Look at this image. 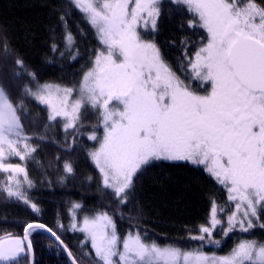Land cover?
I'll use <instances>...</instances> for the list:
<instances>
[{
  "label": "snow or ice",
  "instance_id": "6c2138e0",
  "mask_svg": "<svg viewBox=\"0 0 264 264\" xmlns=\"http://www.w3.org/2000/svg\"><path fill=\"white\" fill-rule=\"evenodd\" d=\"M171 3L187 6L193 17L188 27L206 33L193 56L185 52L184 78L166 62L155 38L140 31L149 24L157 30L162 0H67L57 20L63 50L53 41L51 52L70 62L80 57L67 19L73 8L98 42L90 50L91 67L79 88L40 83L21 58L9 70L10 41L0 28L5 65L0 78V173L6 177L0 180V195L40 213L29 196L35 185L27 164L35 160L40 144L49 141L61 147L49 138V130L59 125L65 151H75L85 135L98 144L87 150V158L99 173V191L109 203L81 220L75 210L82 205L73 202L67 228L84 234L81 243L90 242L95 264H264V242L257 240L242 239L224 256L201 250L205 244L220 247L230 234L264 228V6L255 0L243 5L240 0ZM32 104L47 113L46 122L32 115ZM90 112L96 122L86 130ZM42 122L43 131H38ZM12 158L21 163L7 162ZM60 160L57 155L49 166L60 171ZM181 162L203 166L227 194L223 205L212 198L205 222L187 229L189 238L199 242L191 251L148 242L139 224L131 223L143 215L142 208L124 212L137 180L149 168ZM74 175L73 163L64 160L58 182ZM116 215L130 221L123 236ZM57 227L64 230L59 218ZM217 231L222 239L215 238ZM36 232L49 234L71 264H79L61 235L39 221L25 224L22 237L0 239V264H19L22 255L26 264H34L31 237Z\"/></svg>",
  "mask_w": 264,
  "mask_h": 264
},
{
  "label": "trees",
  "instance_id": "16d2710c",
  "mask_svg": "<svg viewBox=\"0 0 264 264\" xmlns=\"http://www.w3.org/2000/svg\"><path fill=\"white\" fill-rule=\"evenodd\" d=\"M167 5L169 6L167 3L164 5L166 10L162 14L159 33L163 43L168 40L178 43L185 34V17L179 9L175 14L171 13ZM54 8L57 10L54 11ZM66 8L67 0H0V28L7 33L10 41V55L7 57L9 70L14 60L21 58L24 64L37 74L40 83H59L71 87L80 83L84 71L91 65L90 50L98 47V42L94 30L83 15L73 8L71 16L67 19L75 36L80 57L70 62L67 59L61 60L59 53L51 52L53 41L63 50V29L57 24V20L60 11ZM3 60L4 53L0 52V78H3L5 67ZM60 65L64 67L61 69ZM30 108L34 117H40L46 122V112L42 113L34 104L30 105ZM95 118L96 114L90 112L86 130L91 129V125L96 122ZM38 131H43V122ZM49 138L58 143L63 142L65 137L62 128L57 125L50 129ZM68 139L70 144L71 137ZM60 144L61 147L49 141L40 144L41 155L37 152L35 160L31 161L35 171L30 178L35 187L29 196L39 205L40 213L31 214L23 204L8 201L0 195V234L10 231L15 234L14 232H20L25 224L39 221L61 235L79 264H95V255L89 242L84 245L81 243L84 241V235L67 230L71 218L67 208L71 203H80L82 209L79 211L84 216L104 210L109 203L99 191V173L87 158V150L94 148L95 144L88 141L86 135L82 141H78L75 151H65L63 149L66 145ZM57 155L61 157L60 171H57L55 166H49ZM64 160L73 163L75 175L68 177L65 183L61 184L58 181L62 175ZM89 176L93 177L91 181L87 179ZM54 182L56 186L52 187ZM212 198L223 205L227 194L202 167L185 162L178 165L164 163L149 168L137 180L133 200L124 212L127 215L134 206L142 208L143 215L131 223L139 224V230L147 233L148 242L155 241L160 247L175 246L183 251H191L199 247V242L189 238L187 229H195L197 225L205 222ZM132 215L136 216V213L132 212ZM58 218L64 225V230L57 227ZM114 218L120 235L127 234L130 221L121 219L119 215ZM256 231L264 232V228L257 226L250 233L230 234L222 240L220 247L205 244L201 250L216 252L215 254L227 253L238 241L250 239ZM192 234L196 232L193 231ZM215 238L222 239V233L216 232ZM31 239L34 244V264H70L61 250L43 233H33ZM85 252L89 255H84ZM26 259L22 256L19 264H26Z\"/></svg>",
  "mask_w": 264,
  "mask_h": 264
},
{
  "label": "flooded vegetation",
  "instance_id": "af4514ba",
  "mask_svg": "<svg viewBox=\"0 0 264 264\" xmlns=\"http://www.w3.org/2000/svg\"><path fill=\"white\" fill-rule=\"evenodd\" d=\"M246 2H247V0H240L241 5H243ZM255 2L258 5L264 6V0H255ZM162 3H163L162 14H163V11L166 10V8L164 6L165 3L169 4V6L167 5V7H169V11L173 14H175V11H177V9L182 11V13L185 17V22H186V27H185V31H184L185 34H183V36L181 37V39L178 43L172 42L170 40H168L167 43H163L162 38H161L160 33H159L160 21H161L162 15L159 17V19L157 21V30L155 32H153L151 29L148 32H143V34H145L146 38H149V39H151L153 37L155 38V41H156L157 45L160 47L162 55L164 56V59L166 60V62L171 66L172 70L174 72H176L177 75H179L181 78H184L186 75V72L184 71V67H186V63H187L186 60H184L185 52H187L188 56H193L195 51L197 50V47H199L200 37L206 36V33L204 32L203 29L197 28V29L193 30V29L188 27V21L190 19H192L193 17H192V14L188 11L187 6H185L183 4L178 5V4L171 3V0H162ZM141 29H142V26H141L140 30ZM184 40H187L186 45H183L181 43V41H184ZM194 86H195V84H194ZM201 94H204L203 91H201ZM7 162L21 163L18 158H12L11 160H9ZM28 164L31 165L30 166L31 170L29 169ZM28 164H27L28 172H29V175H31L32 173H34V169L32 168L31 161H29ZM200 167L203 168V166H200ZM203 170H204V168H203ZM205 173L215 182V180L207 172H205ZM4 179H6L5 175L3 173H0V180H4ZM27 209L30 211L31 214H34L31 211V209H29V208H27ZM23 231H24V228L20 232H17V231L14 232L15 234H13V232H11V231L7 232V233L2 232L0 234V239L6 238L9 235L22 237Z\"/></svg>",
  "mask_w": 264,
  "mask_h": 264
},
{
  "label": "rangeland",
  "instance_id": "374dc122",
  "mask_svg": "<svg viewBox=\"0 0 264 264\" xmlns=\"http://www.w3.org/2000/svg\"><path fill=\"white\" fill-rule=\"evenodd\" d=\"M142 30V31H141ZM140 31L142 32V34H143V32H148L149 30H151V25L149 24L148 25V27H147V29H145L143 26H142V29H141ZM90 67H91V65H90ZM89 67V68H90ZM88 68V69H89ZM88 69H86L84 72H86V71H88ZM84 74V73H83ZM82 77H83V75H82ZM82 77H81V79H82ZM81 79H80V81H81ZM76 88H79V84L76 86ZM73 99H75V96L73 97ZM61 128V127H60ZM100 134L102 135V129H101V132H100ZM65 140V139H64ZM64 140H63V142H64ZM69 140V139H68ZM63 142H60V143H62L63 144ZM68 142V141H67ZM69 143V142H68ZM95 144V147H97L98 146V144H96V143H94ZM38 154L39 155H41V151H40V149L38 150ZM190 164V163H189ZM29 165V164H28ZM192 165V164H191ZM30 166L31 165H29V169H30ZM195 166V165H194ZM33 168V167H32ZM34 169V168H33ZM31 170V169H30ZM35 171V170H34ZM34 176V175H33ZM56 176V174L54 175V177ZM55 181V180H54ZM53 186L52 187H55L56 186V182H54L53 184H52ZM34 190V188H32L31 190H29V193L31 192V191H33ZM71 207H72V203L70 204V206L67 208V210H68V212H69V216H71V213H70V209H71ZM76 211V215H77V217L79 218V219H83V217H84V215L83 214H81V211H79V210H75ZM70 220H71V218L69 219V223H70ZM218 233H220L221 231H217ZM222 233V232H221ZM83 234V233H82ZM84 235V234H83ZM231 238V237H230ZM250 240H257V241H259V242H264V232H261V233H259V232H257L256 231V233L252 236V237H250ZM52 241V240H51ZM240 241H238L236 244H238ZM54 243V242H53ZM55 244V243H54ZM89 245H90V242H89ZM235 247V246H234ZM90 248H91V245H90ZM232 249V248H231ZM231 249H229V251L227 252V253H224V254H215L216 252H205L207 255H209V256H212V255H216V256H224V255H227V254H229V252L231 251ZM61 250V249H60ZM61 252H62V250H61ZM63 253V252H62ZM94 253V252H93ZM64 254V253H63ZM94 255H95V253H94ZM64 256H65V254H64ZM66 257V256H65ZM66 259H67V257H66ZM68 260V259H67ZM68 262H69V260H68Z\"/></svg>",
  "mask_w": 264,
  "mask_h": 264
},
{
  "label": "water",
  "instance_id": "95a60500",
  "mask_svg": "<svg viewBox=\"0 0 264 264\" xmlns=\"http://www.w3.org/2000/svg\"><path fill=\"white\" fill-rule=\"evenodd\" d=\"M43 233V232H42ZM23 234H24V231H23ZM44 235H46L49 239L52 240V242H54V238H50V235L49 234H46V233H43ZM63 252V251H62ZM65 254V256L67 257V259L69 260V263L71 264V260L69 259V257L67 256V254L65 252H63Z\"/></svg>",
  "mask_w": 264,
  "mask_h": 264
}]
</instances>
